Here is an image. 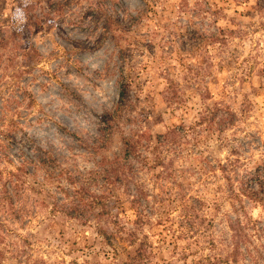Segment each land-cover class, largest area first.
Wrapping results in <instances>:
<instances>
[{"label":"rangeland","instance_id":"1","mask_svg":"<svg viewBox=\"0 0 264 264\" xmlns=\"http://www.w3.org/2000/svg\"><path fill=\"white\" fill-rule=\"evenodd\" d=\"M220 103L237 114L223 130L202 117ZM126 137L125 181L108 167ZM263 159L264 0H0V264H123L138 186L147 264H264V200L228 196L230 171ZM66 170L95 171L103 214L71 208ZM233 205L245 239L227 263Z\"/></svg>","mask_w":264,"mask_h":264},{"label":"trees","instance_id":"2","mask_svg":"<svg viewBox=\"0 0 264 264\" xmlns=\"http://www.w3.org/2000/svg\"><path fill=\"white\" fill-rule=\"evenodd\" d=\"M121 89V93H122ZM209 95V93H207ZM202 117H209L210 119L215 120L216 124L219 126V130H223L228 124H232L235 119L237 118V114L230 109V107L225 103H220L215 108L207 109L206 113L202 115ZM201 121V119L199 120ZM183 129L180 126H173L167 129L164 133H158L155 135V143L153 144L151 150L154 153L155 159L153 162V166L156 165L161 166L160 169H162L163 161L160 159V145L162 143H170V142H176L179 137V133H181V130ZM138 140L132 139L131 137L124 138L123 140V149H122V156L121 157H114L111 160V166H109L108 171L112 170L116 176V178L122 179V177L125 179V181L128 179V176H125V174H119V170L114 167L115 164H121L122 160L130 163V155L133 154L134 157L137 156L139 153L138 150ZM137 152V153H136ZM115 161H117L115 163ZM113 162V163H112ZM124 163V162H123ZM223 169H225V164L221 165ZM91 174H73L66 170L65 172V178L67 181L71 184H76L73 189V197L70 200L71 208H84V211H94L96 210L95 216H99L106 211L105 205H106V194L104 193H97L94 190H91L89 188V179H92L94 170H90ZM93 173V174H92ZM231 175L228 173V180H229V194L228 196L236 199L237 203H240V206L242 207V197L245 196L248 199L252 200H264V159L257 164V166H254L250 169H245L243 174H240L239 171L234 169L233 171H230ZM234 175L235 178L238 181V187H231L233 184L232 181H230V176ZM142 191L141 188L138 186L135 188V192L131 193L130 195V205L134 211L135 217L133 218V228L130 229L129 233H127V239L128 242L131 244H134L133 251L130 253L128 252L126 255V258L124 260L123 264H147L149 260L151 259L152 255L155 251H153L154 245L153 240L156 241L157 237L152 236L150 239L148 238V235L144 233L141 237L137 236L136 229L141 226L145 218H147L146 213L143 211L141 204ZM233 211L236 212L234 214L233 219H227V225L229 229L232 232L233 237H235L234 241L230 243V248L226 253L225 261L227 263L230 262H237L238 261V255L242 254L241 250L239 248V244L243 242L245 239L243 236L245 235L243 230L245 229V223L242 221V219L237 214L238 208L237 205H233ZM185 218V215L182 216ZM160 220V219H158ZM190 221L191 225H194L195 220L192 218ZM159 222V221H157ZM96 230L99 234H105L103 233V227L101 224L97 223ZM106 235V234H105ZM186 235V233H185ZM110 237V236H109ZM113 237H117L115 234ZM179 237L178 235L174 236V239H177ZM155 238V239H154ZM191 243V240L186 243L179 251L173 249L174 252H180L179 258H183L186 260V257L188 254H193L195 251H191L189 249V244ZM228 245V244H227ZM175 247V246H174ZM247 252L249 254V250L247 249ZM257 252V251H256ZM3 250L0 248V262L2 260ZM257 256H262L264 259V249H262L260 252H257ZM255 256L256 258H258ZM208 257H206L207 259ZM202 257H192L189 262L185 261L184 264H199L202 262ZM255 262V261H254ZM42 264H45L42 262Z\"/></svg>","mask_w":264,"mask_h":264}]
</instances>
